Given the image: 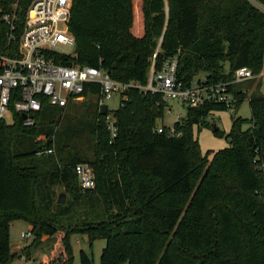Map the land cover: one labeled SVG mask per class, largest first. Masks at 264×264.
<instances>
[{"label":"trees","instance_id":"trees-1","mask_svg":"<svg viewBox=\"0 0 264 264\" xmlns=\"http://www.w3.org/2000/svg\"><path fill=\"white\" fill-rule=\"evenodd\" d=\"M12 2L0 0V7ZM31 2L18 0L19 19ZM254 2L262 10L249 0H73L68 28L75 56L65 64L101 68L140 86L154 54L155 70L176 56L183 82L199 73L208 84L228 82L240 68L258 76L264 0ZM253 84L229 86L231 107H188L173 125L179 136L153 132L168 108L159 94L130 88L103 115L98 84H85L79 103L45 105L34 126L23 127L18 116L12 124L0 120V264L29 260L48 242L46 264H73L72 235L89 245L105 241L100 264H264V95ZM245 99L250 118L236 116ZM228 109L234 110L228 147L202 155L194 127H208L210 113ZM85 136L88 153L79 147ZM79 163L91 168L93 190L79 188ZM55 185L72 200L56 203ZM81 206L90 210L78 212ZM14 220L31 226L32 241L19 252L9 244ZM79 263L93 264L83 250Z\"/></svg>","mask_w":264,"mask_h":264},{"label":"built area","instance_id":"built-area-1","mask_svg":"<svg viewBox=\"0 0 264 264\" xmlns=\"http://www.w3.org/2000/svg\"><path fill=\"white\" fill-rule=\"evenodd\" d=\"M72 2L32 0L23 20L19 19L18 0H13L8 8L0 7V120L12 124L18 116L23 127L34 126L37 114L45 105L64 108L70 102L81 101L85 84L99 85L100 111L113 94L119 95L120 101L124 100L126 96L123 94L130 88L144 94H159L168 106L176 102L181 107L187 105L190 108L211 104L231 107L234 102L228 92L229 86L256 77L249 68H240L233 72V79L228 82L208 84L206 79L203 82L197 79L183 82L177 77V57L167 58L155 70L156 54L152 57L145 86L116 81L101 68L67 65L66 61L75 56L76 47L68 28ZM106 124L114 137L116 129L112 114L107 116ZM165 130L170 135H180L174 126L156 125L153 132L161 134ZM43 153L52 154L53 150ZM74 172L82 191L94 189V176L87 164H76ZM22 237L31 238L32 234L29 231Z\"/></svg>","mask_w":264,"mask_h":264},{"label":"rangeland","instance_id":"rangeland-1","mask_svg":"<svg viewBox=\"0 0 264 264\" xmlns=\"http://www.w3.org/2000/svg\"><path fill=\"white\" fill-rule=\"evenodd\" d=\"M255 6H258L254 0H249ZM227 69V65L225 66ZM193 79H197L201 82L205 80L204 74L199 73ZM253 87L254 85H259V91L262 95H264V74L254 77L253 79ZM255 89V88H253ZM83 100V99H82ZM81 100V101H82ZM78 101L77 103L81 102ZM119 95L113 94L112 97L105 101V105L108 108L109 112L116 110L119 106ZM188 106L184 107L179 106L176 102H171L168 108L166 109L164 116L162 119L157 120V126H165L172 127L178 119L185 117L187 113ZM234 115L233 109H228L226 111H217L210 113L205 119L204 123L208 125L201 124L200 126L194 127V135L198 139V147L202 155H204L207 151H218L223 148L228 147V140L226 139L227 134L231 128V116ZM250 109L248 105V100L245 99L243 103L240 105L238 111L236 112V116H240L242 118H250ZM213 128L219 130L220 136L213 133ZM246 128V126H244ZM86 143L85 145L81 144L79 147L82 151H87V153L91 150V142L89 141V137L85 136ZM41 157V156H39ZM45 157V156H44ZM57 159L54 156H48V162L55 163ZM54 191V197L56 199V203L59 197V194L62 193L65 197V203L70 202L73 196L66 194L64 189L59 185H55L52 187ZM98 200V199H97ZM99 201V200H98ZM64 203V204H65ZM84 210H90L89 206H81L78 208V212H83ZM29 232L28 224L23 220H14L9 226V244L12 252H19L24 246L28 245L32 241L31 238H23L22 234ZM70 243L72 246V255H73V264L79 263V252L81 250L85 251L92 259L93 264H100L99 259L102 252V249L105 246V241L98 239L94 240L91 245L88 244L87 238L83 235H72L70 238ZM50 243H43L32 255V258L27 260L25 258H20L12 262V264H46L47 255H48V247Z\"/></svg>","mask_w":264,"mask_h":264},{"label":"water","instance_id":"water-1","mask_svg":"<svg viewBox=\"0 0 264 264\" xmlns=\"http://www.w3.org/2000/svg\"><path fill=\"white\" fill-rule=\"evenodd\" d=\"M101 113H102L103 115L106 114V105H102V106H101ZM22 118H25V116H22ZM216 130H217L216 128H213V130H212L213 133H215ZM57 203H58V204H64V203H65V197H64V195H63L62 193L59 194V197H58Z\"/></svg>","mask_w":264,"mask_h":264},{"label":"crops","instance_id":"crops-1","mask_svg":"<svg viewBox=\"0 0 264 264\" xmlns=\"http://www.w3.org/2000/svg\"><path fill=\"white\" fill-rule=\"evenodd\" d=\"M28 227H29V231H30L31 230V226L28 225Z\"/></svg>","mask_w":264,"mask_h":264}]
</instances>
